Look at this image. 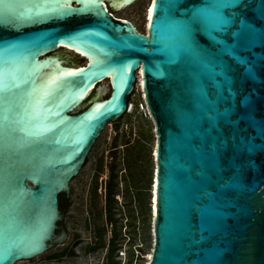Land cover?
<instances>
[{"label": "water", "instance_id": "water-1", "mask_svg": "<svg viewBox=\"0 0 264 264\" xmlns=\"http://www.w3.org/2000/svg\"><path fill=\"white\" fill-rule=\"evenodd\" d=\"M137 3L0 0V264L65 241L58 197L136 71L156 135L149 264H264V0H154L146 34L112 15Z\"/></svg>", "mask_w": 264, "mask_h": 264}, {"label": "rangeland", "instance_id": "rangeland-1", "mask_svg": "<svg viewBox=\"0 0 264 264\" xmlns=\"http://www.w3.org/2000/svg\"><path fill=\"white\" fill-rule=\"evenodd\" d=\"M153 0L119 12L147 33L146 11ZM134 104L105 127L71 183L63 224V243L41 256L16 264H149L153 250V192L156 177V135L153 120ZM125 253L121 262L119 248ZM139 250V252H136Z\"/></svg>", "mask_w": 264, "mask_h": 264}, {"label": "built area", "instance_id": "built-area-1", "mask_svg": "<svg viewBox=\"0 0 264 264\" xmlns=\"http://www.w3.org/2000/svg\"><path fill=\"white\" fill-rule=\"evenodd\" d=\"M138 72L139 71H136L135 72V83H134V89L132 91V93L130 94L129 96V99L127 101V109H126V112L128 111H131L132 108L134 107V104L132 102H130V99H132L136 92H139V96L141 97L140 101L136 104V108H137V111L142 113L145 117H149L151 119V116H150V113L148 111V108H147V105H146V102H145V98H144V92H143V88H142V85L139 86L137 85V82H138ZM125 112V113H126ZM122 247L119 248V252H118V255H117V258L119 259V261L121 262V259H124L125 258V253L121 250ZM136 252H139V250H136ZM127 261H125L123 264H126Z\"/></svg>", "mask_w": 264, "mask_h": 264}, {"label": "bare ground", "instance_id": "bare-ground-1", "mask_svg": "<svg viewBox=\"0 0 264 264\" xmlns=\"http://www.w3.org/2000/svg\"><path fill=\"white\" fill-rule=\"evenodd\" d=\"M154 1V0H153ZM153 1H152V3H150V5H149V7L147 8V11H146V20H147V22H148V19H149V17H150V14H151V12H149V9H151V11H152V4H153ZM127 21V20H126ZM129 22V21H128ZM131 23V22H130ZM132 24V23H131ZM133 25V24H132ZM134 26V25H133ZM135 27V26H134ZM137 85H139V86H141L142 85V77H141V73H140V71L138 72V82H137ZM151 120H152V118H151ZM153 189H154V192H153V204H154V210H153V212H154V214H155V201H156V177H155V184H154V187H153ZM151 257H152V255H151ZM149 260H151V259H149Z\"/></svg>", "mask_w": 264, "mask_h": 264}, {"label": "snow or ice", "instance_id": "snow-or-ice-1", "mask_svg": "<svg viewBox=\"0 0 264 264\" xmlns=\"http://www.w3.org/2000/svg\"><path fill=\"white\" fill-rule=\"evenodd\" d=\"M51 11H57L56 9H52ZM149 12H151V9H149ZM60 15H63L64 13H59ZM216 14L217 16L221 19V22L223 23V14H222V10L221 9H216ZM195 22V18H194V21Z\"/></svg>", "mask_w": 264, "mask_h": 264}, {"label": "trees", "instance_id": "trees-1", "mask_svg": "<svg viewBox=\"0 0 264 264\" xmlns=\"http://www.w3.org/2000/svg\"><path fill=\"white\" fill-rule=\"evenodd\" d=\"M67 199H68V197H66L65 194L59 195V197H58L59 205H63Z\"/></svg>", "mask_w": 264, "mask_h": 264}, {"label": "flooded vegetation", "instance_id": "flooded-vegetation-1", "mask_svg": "<svg viewBox=\"0 0 264 264\" xmlns=\"http://www.w3.org/2000/svg\"><path fill=\"white\" fill-rule=\"evenodd\" d=\"M60 210L62 209V205H59Z\"/></svg>", "mask_w": 264, "mask_h": 264}]
</instances>
